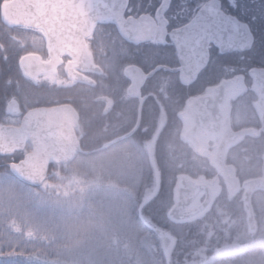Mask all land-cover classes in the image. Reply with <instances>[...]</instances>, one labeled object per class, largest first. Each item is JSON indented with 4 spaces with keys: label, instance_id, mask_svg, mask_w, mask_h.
Listing matches in <instances>:
<instances>
[{
    "label": "rangeland",
    "instance_id": "obj_1",
    "mask_svg": "<svg viewBox=\"0 0 264 264\" xmlns=\"http://www.w3.org/2000/svg\"><path fill=\"white\" fill-rule=\"evenodd\" d=\"M25 39L27 45L31 46L30 53L40 54L46 61L48 50L41 36L31 31L27 33ZM62 63L58 75L51 73L43 75L38 79V83L55 84L63 89L67 85L70 86L72 81L65 76L66 59ZM238 82L239 80L235 81L232 88H237ZM118 84L126 90L128 81L124 79ZM14 87L15 85L12 86ZM128 106L123 103L126 114ZM117 113L116 110L113 111L110 119H114ZM8 119V123H18V119L6 117L5 120ZM162 139L164 137L159 138L158 141L161 142ZM167 141L174 142L168 138ZM204 148L210 149L206 143ZM128 151L112 149L93 157L78 156L72 164L65 165L66 168L50 173L38 189L26 187L27 185L19 184L9 176L0 174V264H158L153 259L149 261L150 253H144V251H152V245L156 243L155 239L151 235L140 234L139 236L138 224L140 223L131 218H134L136 213L139 215L138 219L146 218L144 208L146 212H150L147 210V204L161 192L160 173L148 171V167L145 182L153 180V184L142 187L140 185L142 159L136 157L135 161H131ZM159 151L156 150V158L152 161L155 165L158 164L159 155H161L158 154ZM20 155L22 158V154ZM202 160L207 161V159ZM182 166L195 173L189 162L183 164L175 158L172 168L170 167V177L167 179L169 196L165 193L166 191L163 192L165 202L162 200L161 204L166 203L165 209H169L175 203L176 184L180 179L177 171ZM249 169L256 170V168ZM173 176L176 177L173 178ZM197 180L198 183L210 185V180L203 178ZM216 181L214 182L215 196L227 194L221 181ZM140 187L148 189V192L139 202L140 195L137 191ZM204 198L205 195H201L194 205L200 204ZM252 203L258 207H264V196L255 195ZM239 206H241L240 203H232V217L226 215L225 219L233 218L234 212H239ZM260 214L255 220L256 226L259 227L256 233L244 231L239 234L236 222H234L235 227L228 228L227 231L210 230L202 236L206 246L201 245L200 252L206 253L209 248L210 251H215L229 243L241 244L246 250L258 244H263L264 247V210ZM258 217L262 218V222ZM183 222H186L182 223L183 228L190 224L189 220ZM179 224L175 223L177 226H180ZM246 224L248 225L247 222ZM150 229L165 231V237L156 238L157 243L161 245L163 253H171V250L176 247L174 235L162 227H150ZM245 237L247 239L244 241ZM117 238L122 244L129 242L128 251L116 249L117 251L112 254L110 246ZM209 259L211 258L208 256L204 263L210 262ZM199 262L201 261L187 264ZM239 262H244L240 264H264V251L257 249L249 258L245 256Z\"/></svg>",
    "mask_w": 264,
    "mask_h": 264
},
{
    "label": "water",
    "instance_id": "obj_2",
    "mask_svg": "<svg viewBox=\"0 0 264 264\" xmlns=\"http://www.w3.org/2000/svg\"><path fill=\"white\" fill-rule=\"evenodd\" d=\"M118 5L119 0H11L7 2L3 7L4 19L7 24L42 30L49 49L50 60L48 62H43L37 55H27L22 58L21 67L25 76L35 81L39 75L56 72L62 63V54L66 53L72 57V61L68 63L66 68L69 77L75 82L93 85L94 82L81 72H101L100 68L92 62L86 41L92 34L95 24L111 21L122 37L130 41L121 22ZM253 39L252 32H250L244 43V51L251 49ZM159 70L170 69L159 66L146 74L137 66L126 68L125 75L131 81L129 94L135 98H140L143 102L141 88L146 80ZM171 71L180 73L181 81L186 84L194 82L199 75L197 71H190L186 67L171 69ZM253 74L256 81L264 85V70L256 69ZM229 84L230 82L222 83L212 95L201 97L188 107V115L194 119L196 125L187 134L186 139H192L198 150L200 143L196 136L217 134L221 126L220 105L226 99ZM101 101L107 103L106 112H108L112 100L102 98ZM9 112L14 116L20 115L16 102L10 103ZM78 127L79 115L71 105L33 109L24 116L20 127L6 126L0 128V155L13 156L16 152L24 151L26 144H29L32 150L19 162L9 164V169L22 183L31 187H40L47 179L51 165H70L82 152L76 135ZM251 133L252 131L249 130L237 133L229 131L219 147L218 169L222 173L231 195L236 193L239 183L231 177L229 168L224 166L223 154L228 146L236 144L242 137ZM117 141L114 140L105 144L101 149H106ZM245 185L247 190L244 203L249 229L255 231L256 224L251 198L255 191L264 190V179H253ZM203 191L206 192L204 202L194 210L187 211V207ZM179 194V201L170 212V217L175 221H184L198 215L210 203V187L205 184L196 185L186 178H183L179 184ZM186 195L189 196L186 197ZM155 234L165 236V232L161 230H155ZM241 251V245L234 244L217 249L215 256L216 258H224Z\"/></svg>",
    "mask_w": 264,
    "mask_h": 264
},
{
    "label": "trees",
    "instance_id": "obj_3",
    "mask_svg": "<svg viewBox=\"0 0 264 264\" xmlns=\"http://www.w3.org/2000/svg\"><path fill=\"white\" fill-rule=\"evenodd\" d=\"M6 2H8V0H0V116L4 117L1 110L4 108V102L10 99V97L17 98V96H13L12 93L18 91L21 100L24 101L23 103H26V105L31 107L53 106L66 103L71 104L80 116V134L82 135L81 143L83 148H97L106 142L111 141L113 139V130L105 131L100 128V125L109 124L112 121L110 117L113 115L114 110L107 114L104 113V103L100 101V98L107 97L114 100L127 99L128 94L126 90L118 84L126 79L124 75L126 67L135 65L144 71H150L162 62L161 56L136 55L133 43L124 40L112 22L104 21L98 24L93 36L87 42L94 64L101 69L100 74H89L94 81V85L73 82L67 93L62 87L58 88L55 84H31L23 74L20 61L31 51V46L27 45V42H25V36L32 30L11 27L5 22L3 7ZM131 2L134 3L133 0H131ZM235 2L239 4V8L236 9L234 15L241 21L246 22L250 26L254 35V45L251 51L246 53L245 57L250 58L251 55H253L254 57L251 58L253 60L256 59V61L253 62V66H264V51H262V46H264V0H235ZM229 11L231 10L229 9ZM119 71L121 72L119 73ZM162 77H166L167 82L171 81V83H175V75L168 72H160L155 77L148 80L146 87H148L150 83L160 82ZM236 77L237 75L234 74L210 75V86L218 84L220 80H232ZM242 77L250 76L245 75ZM127 81L129 83V80ZM207 81V74H202L197 83L204 84ZM14 85L15 87L12 88ZM168 94L169 96L166 94V97L176 98V88L169 90ZM134 107L136 109V104ZM146 107L147 104L143 107V113L146 112ZM167 114L169 115V112H167ZM239 147L257 150L258 152L263 150L262 141L251 138L245 139L243 144L239 145ZM178 151L179 150H174L175 154L170 152V157L168 159L165 157L163 158V160L167 159L166 161H162V155H159L157 165L158 174L160 173L159 177H161V192L153 198L151 203L149 202V204H147V210H150V212H146V209L144 208L143 212L146 218L138 219L139 215L137 213L134 218H131V220L140 223L138 224V230L140 231L138 234L139 236L140 234L151 235L156 241V243H153L152 245V251H144V253H150V258H148L149 261L153 259L158 264H187L188 262L191 263L193 261H201L198 264H240L244 263L239 262L241 258L245 256L249 258L257 249L264 251V247L256 246L254 247L255 249H250L239 257L228 260L215 258L214 251H210V248L206 253L203 251L200 252L201 245L206 246L202 236L203 234L210 232V230L215 231L216 229H223L224 231H227L228 228L231 229L232 227H235L234 222H236L238 232H250L248 225L246 224L247 218L225 219L227 217L218 216L217 214L210 218V212H205L202 216H197L198 218L195 217L192 221L189 220L190 222L188 223L190 224H187L185 228H183L182 223L186 222H175L180 223V226L175 225L174 221H172L168 215L169 209H165L164 207L166 203H164V205L161 203L165 202L163 199L165 193L169 196L167 179L170 177L172 162L175 161V158L176 161H182L180 160L181 157L177 154ZM83 152L87 153H81V157L88 158L99 155L104 151L83 150ZM20 157L21 155L19 153L15 154L13 157L0 156V174H5L9 176V178L17 181L10 174L7 164L17 161ZM62 168H66L65 165H51L49 176L53 171ZM208 169L207 162L201 160L199 162V172H197V174L201 175L202 173H208ZM177 172L180 175L184 174L195 177L190 170H187L183 166L182 169ZM259 173L260 171L258 170L251 171L249 169V163L247 162L243 165V170L240 173L241 181L245 182L253 179L257 177ZM175 177L176 176H173V178ZM17 183L21 184L18 181ZM169 186L172 187L173 185ZM164 191L166 192L163 194ZM231 206L232 203L216 202L214 213L230 212L233 210L231 209ZM260 213L261 211H257L256 216ZM258 219L262 222V218L258 217ZM150 227H162L174 235V244L176 247L171 250V253H163L161 245L157 243V236L153 233ZM174 229H178L179 231ZM258 229L259 227H257L256 230ZM159 240L161 241V239ZM128 246L129 242L122 244L117 238L112 242L110 248L112 249L113 254L115 253L114 251H117L116 249L119 251L120 249L121 251H128ZM208 247L207 244V248ZM208 256L211 258L209 259L210 262L204 263Z\"/></svg>",
    "mask_w": 264,
    "mask_h": 264
},
{
    "label": "flooded vegetation",
    "instance_id": "obj_4",
    "mask_svg": "<svg viewBox=\"0 0 264 264\" xmlns=\"http://www.w3.org/2000/svg\"><path fill=\"white\" fill-rule=\"evenodd\" d=\"M133 2H135V0H133ZM100 23L101 22H97L95 24L94 30L92 34L90 35V37L87 39V42L93 36L96 27H98V24ZM28 30H32L33 32L39 34L41 38L43 39V41L45 42L46 47H47L46 37L42 30H39V29H28ZM251 49L248 51H243L242 54L240 55H232L228 59V62L225 64V66L221 70L215 73V74H221V75L234 74V75H237L236 78L232 80H220L218 84L212 85V86H210V75L207 73L205 74H207L208 81L204 84L197 83L200 77V74L197 76L194 82L190 84L183 83L181 81L180 73H175L171 71V69H178L180 67H176L172 65L171 63L168 62V60L164 56H161L162 62L160 64L155 66L150 71H144L142 69L143 72L148 74L159 66L167 67L170 70L156 71L152 77L146 80V82L141 88V97L144 98L143 102H141L140 98H135L129 94L128 90H129V87L131 86V81L126 77L125 75L126 69H125L124 75L126 79L129 80L128 86L126 88L128 98L121 99V100L111 99L112 100L111 108L108 112H106L107 103L101 101L102 98H100V101L104 103V113L107 114L111 112L112 110L114 111L116 110L118 112L114 116V119H112V121L110 122L112 125L110 123L105 124V125L103 124L100 125V128H102L105 131L113 130L112 131L113 139L111 141L106 142L105 144L113 142L114 140H118L117 142L113 143L110 147L103 149V150H112V149L114 150L124 149L127 151L129 150L128 153L130 154L131 161H135L136 157H141L143 163L140 166L141 171H142V182L140 183V185L142 187L150 186V184H153V180H150L148 183L145 182L146 169L148 167H149L148 171H153V172H156V174H158V166L152 162L156 158V150H160L158 154L162 155V161H166L170 157V152L175 154L174 150H179L177 154L179 155V157H181L180 159L182 160L181 162L185 164L189 162L191 167L194 168L195 173L192 172V174L195 176L194 179L203 178V179L210 180V185H209L210 204L204 211L199 213L197 216H202L205 212L206 213L210 212V218L215 214H217L218 216L228 215L229 217H232L231 211L228 212L227 214L226 212L214 213L215 203L220 201L221 203H234V204L240 203L241 204V206H239L240 210L237 213L234 212L233 218L235 219L241 218V217L242 219L245 217L248 218L247 210H246L245 203H244V196L247 190V187L245 184L246 182L250 180L245 181V182L241 181L240 173L243 170V165H245L248 162L249 168H252V169L256 168V170L260 171L259 175L253 179H259V178L264 179V97H263L264 85L259 84L256 81L255 76L253 74V72L256 69L264 70V66H253L254 64L253 62L256 61V59L253 60L251 58V57H254L253 55H251L250 58L245 57L246 53L251 51ZM47 50H48L47 52L48 58L46 59V61L41 57L40 54H37V53H30V54L39 56L43 62H48L49 61L48 47H47ZM65 59L67 62L65 65V74H66L65 76L69 80H71L73 83L74 81L69 77L66 71L68 63L72 61V57L68 54H63L62 62ZM60 66L56 72H50V73L54 74L55 76L58 75L57 73H58V70L60 69ZM160 72H168L170 74L175 75L176 76V78L174 79L175 83H171V81L167 82V78L162 77L160 79V82L150 83L148 87H146L148 80L155 77ZM81 73L84 76L89 77L90 79H92V77L89 74H100V73L90 72V71H85ZM46 74H49V73H46ZM46 74L39 75L35 81L26 77L25 74L24 76L28 81L31 82V84L33 83L37 85L39 84L44 85L46 83H40V82L38 83V79ZM245 75H249L250 77H242ZM237 80H239L237 88H234V87L232 88L233 83ZM223 82H230V84L227 88L226 99L224 103L220 105V109L222 113L221 126L218 129L217 134L212 133L210 136H202V135L196 136V139L200 143V149L198 150L195 142L192 139H186L187 134L196 125L194 119L188 115V112H187L188 107L192 103H194L196 100H198L199 98L212 95L214 93V90L218 86H220ZM75 83H80V82H75ZM83 84H86V83H83ZM71 85L65 86L64 90L67 93ZM172 88H176V92H177V94L175 95L176 98L166 97L167 95L169 96L168 91L171 90ZM12 95L17 96V98L10 97V99L4 102V108L1 109L2 113L4 114V117L0 116V128L6 127V126L7 127H20L24 116L29 111L36 109V108H40V107H31V106L26 105V103H23L24 101L21 100L20 93L18 91L16 93H12ZM12 102L17 103V108L20 111L19 116H14L10 114L9 112V105ZM123 103L129 105L127 114L125 113L123 109ZM135 104H136V109L134 107ZM145 104H147V107L145 109L146 112L143 113L144 112L143 107ZM59 105H71V104L66 103V104H57L53 106H41V107L50 108V107L59 106ZM135 111H136V114H135ZM167 112H169V115L167 114ZM6 117L18 119V123L16 124L10 123V122L8 123L9 119L5 120ZM80 122L81 121H80V116H79V127L76 129V135L78 138V142L80 144V149L81 150H102L101 148L105 144L97 148L95 147L94 148H83L82 147V143H81L82 135L80 134V130H81ZM243 130H249V131H252V133L247 136L242 137L240 140L237 141L236 144L232 146H228L223 154L224 166L229 168V173L231 177L236 179L237 182L239 183V187L236 193L234 195H231L228 185L222 173L218 169V162H217L218 152H219V147L225 135L229 131H233L237 133ZM161 137L162 138L164 137V139H162V141L160 142V140L158 141V139ZM167 138L172 139L174 142L170 143L169 141H167ZM247 138L262 141L263 150L261 152H258L257 150L239 147V145H242L243 141ZM205 143L206 145L207 144L209 145L210 147L209 150H206L204 148ZM31 150H32L31 146L29 144H26L24 151L19 152V154H22V158L18 159L17 161L10 162V163L19 162ZM83 153H87V152H83ZM78 156L80 157L81 154H79ZM164 157L167 159L163 160ZM202 159H207V161L205 162H207L209 169L207 171L208 173H202L201 175H198L197 172H199V162ZM10 163H8L7 165H9ZM153 165H154V169H153ZM184 168L186 167L184 166ZM179 169H182V167ZM216 180L221 181L222 185L225 186L227 194L222 193L221 195L215 196L214 182ZM217 183H220V182H217ZM176 185H177L176 200L172 208L176 205V203H178V200H179L178 181ZM142 187H140V189H138L137 191V193L140 195V199L138 200L139 202L147 195V192H148V189H145ZM172 190H174V188ZM203 194L205 195V198H206V192L205 191L201 192L198 195V197L194 200V202H192L187 207L186 210L191 211L199 207L204 202L205 198L200 204L198 205H194V204L197 201V199ZM255 195L264 196V190H258L254 192L252 195V199ZM187 196L189 195H186V197ZM252 206H253L254 215L256 219L257 218L256 212L263 211L264 207L262 206L258 207L257 205H253V203H252ZM238 233L242 234V232H238ZM246 239L247 238L245 237L244 241ZM231 244H237V243H229L228 245H231ZM262 245L263 244H258V246H262ZM253 248H250V249H253ZM242 250H243V253L246 251V249H244L243 246H242ZM240 254H231V255L225 256V259L226 260L233 259V258L235 259Z\"/></svg>",
    "mask_w": 264,
    "mask_h": 264
},
{
    "label": "snow or ice",
    "instance_id": "obj_5",
    "mask_svg": "<svg viewBox=\"0 0 264 264\" xmlns=\"http://www.w3.org/2000/svg\"><path fill=\"white\" fill-rule=\"evenodd\" d=\"M118 6L136 55L164 56L200 75H214L242 54L251 32L234 15L235 0H119Z\"/></svg>",
    "mask_w": 264,
    "mask_h": 264
}]
</instances>
